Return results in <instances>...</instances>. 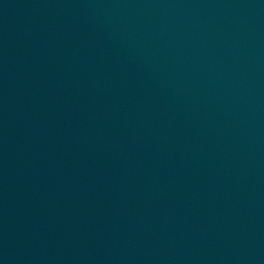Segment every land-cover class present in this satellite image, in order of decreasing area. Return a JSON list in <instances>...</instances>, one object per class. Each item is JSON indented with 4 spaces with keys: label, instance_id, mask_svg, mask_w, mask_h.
Here are the masks:
<instances>
[{
    "label": "water",
    "instance_id": "obj_1",
    "mask_svg": "<svg viewBox=\"0 0 264 264\" xmlns=\"http://www.w3.org/2000/svg\"><path fill=\"white\" fill-rule=\"evenodd\" d=\"M0 264H264V0H0Z\"/></svg>",
    "mask_w": 264,
    "mask_h": 264
}]
</instances>
